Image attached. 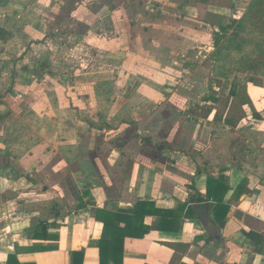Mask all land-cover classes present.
Returning <instances> with one entry per match:
<instances>
[{"label": "crops", "instance_id": "0c3cea01", "mask_svg": "<svg viewBox=\"0 0 264 264\" xmlns=\"http://www.w3.org/2000/svg\"><path fill=\"white\" fill-rule=\"evenodd\" d=\"M70 1L0 0V264L8 256L9 264H72L73 252L82 253L80 264H99L102 238L106 264H114V226L125 235L121 264H264V88L235 75L221 96L220 82L191 64L196 53L209 56L213 32L239 19L248 0L229 8L211 0H83L88 13L80 0L67 12ZM57 17L64 18L55 26ZM102 31L120 41L110 58L174 64L168 72L185 73L192 89L205 82L208 94H174L168 110L146 100L122 131L92 126L104 140L86 147L79 121L65 127L51 110L23 104L1 72L17 63V43L27 50L40 38L45 49L54 38L81 35L108 44ZM242 88L250 106L236 105ZM39 99L48 97L25 101ZM33 116L57 117L43 128ZM138 202L173 215L161 222L127 214ZM218 204L227 208L222 222Z\"/></svg>", "mask_w": 264, "mask_h": 264}, {"label": "rangeland", "instance_id": "374dc122", "mask_svg": "<svg viewBox=\"0 0 264 264\" xmlns=\"http://www.w3.org/2000/svg\"><path fill=\"white\" fill-rule=\"evenodd\" d=\"M211 1L224 8H229L232 4V0ZM80 3L81 12L88 13V4L83 0H80ZM237 4L240 10L244 8L245 2L237 1ZM65 8L67 12L76 9L74 0L70 1ZM81 12L78 11L80 15ZM133 12L136 13L137 10H133ZM63 18L57 17L54 25L56 26L57 22ZM80 20L83 22L82 19ZM64 26L66 28V22H64ZM103 26L102 28H104ZM84 30L83 27V33ZM102 32L100 39H105L108 44L100 41L95 46L91 42L92 39L83 38L81 35H68L61 40L54 38L45 49L42 47L40 38H37L36 42H32L31 47L28 46L27 50H24L23 45H20L21 42L17 43L18 45L16 44L14 47L18 56L17 63L13 64L15 61H11L12 69L6 63L7 65H4L1 72L8 75L7 81L12 79V85L15 86V92H17L15 94L23 95V104L33 106V109H36V112L40 114L41 111L51 110L53 116L55 114L59 116H56L60 120L58 123L65 127L71 125L72 122L79 121L80 137L87 144L86 147L91 140H97V142L104 140L103 135L101 136L91 129L92 126L99 128L102 124L107 123L111 126H118L122 131L132 120L137 119L140 109L144 108L142 104L146 100L151 104L150 109L168 110L174 107V104L172 105L169 101V97L174 94L184 97L208 94L205 90V82L200 81L203 84L196 85L192 89L189 86L190 80L182 83L186 77L185 73L182 71L180 73L168 72L169 69L175 67L174 64H165L166 70L160 67L161 64H136L132 58L129 59V64H121L122 55L117 53H114L110 58L109 49H113L120 41H117L118 37ZM20 37L24 36H17L19 41ZM204 56L206 57V54L196 53L195 61L191 64L195 65L198 73L200 72L199 76H203L204 80L206 77L212 79L210 63L206 60L208 56L205 60H201ZM182 60L184 61V59ZM2 61L5 62L3 58ZM10 71H12V75L9 77ZM190 78L194 79L193 76ZM29 95L47 96L48 100L39 99L27 102L25 99ZM146 96L147 98H145ZM153 97L154 99H152ZM179 102L183 104V101ZM56 117L33 116L32 124L36 123L44 128L52 124V120ZM111 135L113 136V134Z\"/></svg>", "mask_w": 264, "mask_h": 264}, {"label": "trees", "instance_id": "16d2710c", "mask_svg": "<svg viewBox=\"0 0 264 264\" xmlns=\"http://www.w3.org/2000/svg\"><path fill=\"white\" fill-rule=\"evenodd\" d=\"M211 44L213 51L206 60L210 63L212 80L220 82L219 93L221 96L226 95L231 79L235 75L249 76L255 85L264 88V0H248L245 11L239 19H230L226 27L220 28L218 32H213ZM213 101L217 102L218 100ZM235 102L238 107L251 105L245 88L240 90ZM254 116L259 117L255 114ZM106 129L109 127L106 126ZM219 205L216 206L219 210L224 209L222 217L218 218L220 212L218 210L214 211V217L216 221L222 222L227 208ZM117 213L115 218L119 220L121 212ZM145 213L158 215L161 222L173 215L171 212L158 211L153 204L147 202H138L133 209L127 211V214H132L133 217L140 214V219ZM133 217L129 219L130 222ZM103 225L106 227L104 223ZM128 226L126 224V229ZM114 228L112 230L115 233L111 235V239L114 241V264H121L122 244L125 235L123 230ZM160 229L167 228L161 224ZM107 241V238L100 240L98 246L99 264L107 262ZM82 256L81 252H73L72 264H80ZM11 260H14V257L8 256L7 264Z\"/></svg>", "mask_w": 264, "mask_h": 264}, {"label": "water", "instance_id": "95a60500", "mask_svg": "<svg viewBox=\"0 0 264 264\" xmlns=\"http://www.w3.org/2000/svg\"><path fill=\"white\" fill-rule=\"evenodd\" d=\"M212 225V224H211ZM213 226V225H212Z\"/></svg>", "mask_w": 264, "mask_h": 264}]
</instances>
